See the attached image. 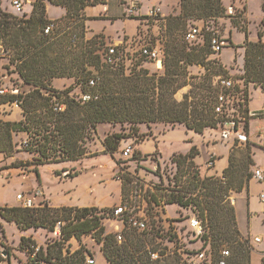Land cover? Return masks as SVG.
Segmentation results:
<instances>
[{"label":"trees","instance_id":"16d2710c","mask_svg":"<svg viewBox=\"0 0 264 264\" xmlns=\"http://www.w3.org/2000/svg\"><path fill=\"white\" fill-rule=\"evenodd\" d=\"M46 2L62 8L65 15L60 20L49 21ZM105 4V0H35L29 6L30 12L20 17L0 9V46L7 60L4 68L7 73L15 74L23 86L17 95H0V106L15 104L21 116L10 123L0 121V154L12 157L16 151L13 136L24 134L22 146L31 156L25 164L33 166L32 172L39 180V167L94 157L87 153L86 142L101 124L127 125L134 136L139 132V125L149 129L158 124L172 128L181 125L201 135L206 129H216L240 116L247 133V123L254 117L249 116L250 93L246 86L250 83L264 86V43L260 31L256 43L247 40L248 31L240 24L244 8L238 10L233 22L245 35L241 77L229 76L219 59L213 58L209 47L215 22L226 16L222 0H179L178 15L167 18V40L161 36L164 60L162 71L157 75L141 67L146 62L142 59L133 60L127 67L103 63L105 43L98 41V37L86 39L85 21L89 18L84 10ZM128 18L139 22L145 19L142 24L149 28L155 25L147 16ZM50 22L55 23V28L45 35L43 31ZM195 25L201 27L198 40L184 41V31ZM137 29L140 31V27ZM228 43L231 46L229 39ZM196 67L203 68L204 74H195L192 70ZM214 77L238 82L229 97L231 104L221 115L214 113L218 92L212 86ZM57 79H71L74 85L56 90L51 83ZM92 80L94 85L90 86ZM187 86L190 90L177 101L176 93ZM26 87L30 89L24 91ZM85 94L97 98L79 101L78 97ZM61 105L64 109L56 110ZM126 138L123 133L107 135L103 139L105 153L115 155L120 142ZM131 146L133 154L124 160L129 163H123L121 168L125 165L131 170L133 161L141 165L146 157L151 161V156L141 155ZM196 154L192 147L185 155H173L175 185L169 193L160 192L156 185L155 193L166 206L176 205L183 216L193 213L205 224L207 230L201 241L204 242L202 249L207 248L206 255L212 254L216 260L219 247L226 243L231 253L228 264H251L250 239L238 231L229 193H240L248 184L251 176L246 170L253 161L240 159L235 163L231 152L228 166L220 177H201L193 162ZM54 175L59 177L61 172L55 171ZM77 175L76 171H68L67 177ZM129 184L130 179L123 177L122 196ZM156 194L150 193V202L154 204L158 203ZM108 211L107 208H51L47 204L34 208L4 206L0 207V218L16 225L20 232L43 229L53 233L56 223L60 222L58 238L45 247L38 246L31 237L20 238L19 248L28 256V264H87V258H91L87 249L80 246L70 251L66 245L72 238L80 241L84 235H91L101 244L100 251L107 264H181L174 250L166 255L160 253L164 256L156 261L150 259L149 252L158 250L156 233L148 235L126 229L121 243L113 234L105 235L101 221L110 217Z\"/></svg>","mask_w":264,"mask_h":264},{"label":"rangeland","instance_id":"374dc122","mask_svg":"<svg viewBox=\"0 0 264 264\" xmlns=\"http://www.w3.org/2000/svg\"><path fill=\"white\" fill-rule=\"evenodd\" d=\"M35 0H24L25 7L24 12H29V6ZM134 0H108L105 3L108 5L107 17H99V14H103V6H89L86 7V13L89 14L88 20L85 21L86 33L88 37L94 38L98 37V41H101V38H105L109 41L121 40L124 39L131 40L132 37L135 36L137 32V28L139 27V22L134 20H129L126 15V8L133 3ZM179 0H138L135 5L138 8V15L145 16L151 7H159L162 15L165 17L164 25H159L157 29L152 25L149 28L150 34L153 36L154 34H158L159 37H163V39L167 40L166 34V23L167 18L174 17L179 13ZM222 4L226 9L225 17L219 18L216 22L213 29V33L218 36H228L226 32L229 30H238L239 27L234 26L233 22L236 20L235 15H229V10L226 8L228 6V1L223 0ZM0 9L3 12L15 14L10 6V0H0ZM51 15H59L62 14L61 9L59 8H50ZM235 13H238L240 8H237V5L234 6ZM84 10V11H85ZM249 10H250V18L246 16V12L241 14L242 26H245L247 31L249 29L252 36H255L256 30L257 33L262 31L260 20L263 17L264 19V0H250L249 1ZM246 11V10H245ZM17 16H21V14H15ZM95 16V17H94ZM119 19H116L118 18ZM231 17H233L231 19ZM104 18V19H102ZM125 19V20H123ZM190 22L187 23V25ZM259 24V26H258ZM186 32L184 31L183 34ZM235 40H238V37H235ZM108 41V42H109ZM112 44V43H111ZM232 45L223 50L224 61L228 65L231 60V65L223 66L219 60V63L226 69L229 76L233 77H241L244 73L243 71V61H244V51L240 52L236 50L232 55ZM7 66V60L4 55L1 53L0 46V89L2 91H9L15 87H18L20 91H22L23 86L17 76L13 73H7L4 67ZM141 67L147 69L151 74H160L161 72H156L154 70L153 65L150 63H141ZM195 74L198 75L204 74V69L201 67H196L192 70ZM74 83L71 79H57L51 83V86L56 90H65L70 86H73ZM248 92L251 94V102L250 108L257 112H260L263 108L264 99L260 94V91L264 94V86H260L259 84H248L247 86ZM190 86L184 87L180 89L176 95L175 99L177 101H181L183 95H185L189 90ZM30 88H24V91L29 90ZM78 93H75L77 95ZM20 119L19 110L16 108L15 104L12 105H2L0 106V121L2 122H14ZM156 126V125H155ZM150 126L148 129L145 125H139V132L137 136L130 131L129 126L127 125H107L101 124L96 127V134L92 137L91 140L86 142L87 153L89 155H94L91 158H84L81 161L70 162V163H61V164H51L45 165L38 168L39 180H37V176L32 172L33 166H28L25 164L26 162H30L31 156H29L24 148L23 143L25 142L24 134H17L13 136V143L16 151L13 153L12 157L5 156L0 154V207L4 206H19V202L16 199L18 194H23L26 189V185L30 184L33 187H37L38 185L44 184L51 189V193L56 195L59 193L58 198L61 199V195L67 191H65L66 185L70 183L69 188H73V192L64 197H68V195H74L75 197H82V192L84 188L88 187L92 184L93 181L102 180L106 178L107 175L110 176L112 180L116 179L117 181H121L123 177H128L131 182L132 179H141V182L144 181L148 186L159 185L157 188L160 192L169 193L174 185V175L176 173L175 166L171 163V156L175 152L185 153L189 152L192 147H194L197 151V154L193 158V162L197 167L200 168L201 171L204 170V162L207 159V153L203 148L202 144H206L207 141L209 143H220L223 144L227 142V139H222V130L220 127L216 129H206L201 135H195L191 133H186V131L177 126L172 129H167L160 124V126ZM155 127V128H153ZM248 128L250 134H262L264 132V121L257 119H250L248 121ZM152 129L153 137L150 134V130ZM116 133H123L127 136L126 139H123L120 142V145L117 149V153L115 155H111L110 153H105V147L103 146V139L107 135H112ZM140 142V145L137 147L136 143ZM133 145L135 150H139L141 155H149L151 156V161L146 157V162L143 164H137L133 161L130 164V172H126L121 168L123 163H127L128 161H124L119 158L120 151L126 147L127 145ZM243 145V146H240ZM248 144H238L237 141L233 142V146L231 149L234 162L237 163L240 159H244L246 162L252 161L250 156V147L246 148ZM264 147V146H263ZM247 149V151H246ZM160 154L159 159L157 160V154ZM215 159V157H214ZM129 163V162H128ZM259 167H254V164L249 166L246 170L247 173L253 178L254 171ZM65 169L67 171H76L78 175L75 177L78 180L75 181L76 187L73 186L74 181L71 183L70 181L62 182L55 175V171H61ZM68 172L62 171L59 178H61L64 174ZM127 173H129L127 175ZM80 174V175H79ZM126 175V176H124ZM201 177H206L201 176ZM214 177V176H212ZM220 177V176H219ZM55 181V182H54ZM160 181V184H157ZM253 182V191L261 192L264 190V181L257 182L252 180ZM57 183L58 186H55ZM130 186L127 187L126 193L129 190ZM156 191V188H154ZM33 191V190H32ZM81 192V193H80ZM157 193V192H156ZM123 197V196H122ZM234 197L235 193H229V198ZM37 199L35 202L36 207L39 205H44L46 203H42L37 205ZM244 201L237 200V205L235 207L238 226L242 228L244 231L247 228L246 219H244ZM236 204V203H235ZM231 207H234V204L229 202ZM114 206V205H113ZM112 206V207H113ZM167 215L170 217H182L183 212L176 206L171 205L167 207ZM175 219V218H174ZM179 219V218H178ZM176 223H180L181 220H174ZM102 224L105 228V233L111 234L115 231L114 221H108L103 219ZM181 232V239L177 242V247L191 249L196 247L195 244L186 243L188 239V234H186V228H181L178 226ZM59 231V230H58ZM55 231L47 232L43 229L38 230H29L27 233H21L16 225L4 223L0 220V264H28V256H26L22 251H20L19 243L20 238L25 237V235L30 236L38 246L45 247L47 244H51L53 240L58 238L59 233ZM69 246L70 251H75L80 246H83L91 253V257L95 261L94 264H106L103 259L102 253L100 251L101 244L97 243L91 235L82 236L80 241L72 238L66 244ZM229 247L226 243L223 244ZM230 249V248H229ZM255 255V254H254ZM260 262V260H259ZM258 262V264H260Z\"/></svg>","mask_w":264,"mask_h":264},{"label":"built area","instance_id":"2783aa9c","mask_svg":"<svg viewBox=\"0 0 264 264\" xmlns=\"http://www.w3.org/2000/svg\"><path fill=\"white\" fill-rule=\"evenodd\" d=\"M95 1V0H89ZM240 1L243 0H233ZM10 6L15 14H25L24 0H10ZM229 10V15H235L234 6L230 5L227 7ZM242 10V8H240ZM127 16L138 15V8L135 3H131L128 8H126ZM147 18L154 21V27L157 29L158 24H163L165 22V17L162 15L159 7H151L147 12ZM233 17H231L232 19ZM145 19L139 22L140 31L132 37L131 40L124 39L119 44H108L105 46L104 54L102 56L103 63L110 67H119L129 66L133 60L142 59L151 65H153L156 72H161L163 67V41L158 34L153 36L149 32V27L145 24H142ZM55 28V23L50 22L44 29V34L48 35ZM201 33V27L195 25L194 27H189V29L184 34V41L192 43L198 40ZM228 37L218 36L213 34L209 41V47L212 53L213 58L219 59L220 54L225 48H228L230 45L228 43ZM238 84L232 78H222L214 77L212 80V86L218 89L216 95V104L214 106V113L221 115L223 109L227 108L231 104L229 99L234 87ZM90 86L94 85V81L89 82ZM6 91L0 89V95L5 94ZM12 95L19 94L18 88H13L9 91ZM97 97L89 94L80 95L78 100L81 102H86L90 100H95ZM64 109V106H59L56 110L61 111ZM235 111V110H233ZM236 112V111H235ZM250 116V113H249ZM244 119L240 116L231 118L229 121H225L222 124L218 125L222 132V139H227L230 136H233L235 141L238 143L245 144L248 142L247 134L244 132ZM133 154V148L130 145L124 147L120 153L119 157L122 160H127L131 158ZM206 170H211L215 166L214 156H209L206 162L203 164ZM198 172L200 173V168L197 167ZM124 171L130 172L129 168H123ZM125 176V175H124ZM253 178L256 181L264 180V166L259 167L254 171ZM123 179V178H122ZM159 184V183H157ZM130 186L127 193L122 197L119 204L107 208L109 211L108 215L110 216L106 220L114 221L115 231L111 234L114 235L115 240L118 243L123 241V231L124 230H135L140 233H146L148 235H154L155 233L158 236H155V243L158 246V250L150 251L149 257L152 261H156L163 256L160 253L168 254L173 250L179 256L181 264H228V260L231 256L229 248L222 245L218 249L217 259L210 255L205 254V250L202 249L204 242L201 239L206 234L205 224L195 215L190 214L189 216H180V217H170L167 215V207L161 197L157 195L154 191L155 185L148 186L144 181L141 182V179H132L128 185ZM150 193L156 194L158 203L154 204L150 202ZM38 192L35 191L34 194H18L16 196L19 206L24 208H34L36 207L34 199L38 196ZM260 201L264 204V195H260ZM230 202L233 204V200L230 198ZM101 210V209H99ZM100 214V213H98ZM176 220H181L180 223H176ZM179 218V219H178ZM60 222L56 223V231L59 232ZM178 226L181 228H186V234H188V239L186 243H194L196 247L191 249L177 247V242L181 239V232L178 229ZM56 232V233H57ZM107 233H105L106 235ZM262 239L259 237L250 240V247L252 250L255 245L261 244ZM211 253V251H210ZM87 264H94L95 261L93 258H87ZM260 264H264V252H261Z\"/></svg>","mask_w":264,"mask_h":264},{"label":"crops","instance_id":"0c3cea01","mask_svg":"<svg viewBox=\"0 0 264 264\" xmlns=\"http://www.w3.org/2000/svg\"><path fill=\"white\" fill-rule=\"evenodd\" d=\"M107 1L108 0H106V2ZM137 1L138 0H134V3H136ZM227 1H228V6H230V5L236 6L237 5V8H244L246 10L245 11L246 16L248 17V19L250 18V15H251L250 10H249V1L250 0H243L242 2H240V1L236 2L233 0H227ZM102 6H103V14H99V17L105 18V17H107V12L109 10L108 9L109 7L107 4L102 5ZM228 6H226V8ZM50 8L61 9L62 14L59 15V13H58L57 15H51L50 14V11H51ZM29 12H30V8H29ZM262 12L264 13L263 10H262ZM46 14H47V18L49 21H55V20H60L65 15V11L60 7L52 6L51 4L46 2ZM84 14L87 18L92 17L86 13V10L84 11ZM116 19H119V17ZM123 20H125V19H123ZM129 20H132V19H129ZM262 21H264L263 17L261 18L259 24L261 25V29H262V31H260L262 33L261 42L264 43V23H262ZM259 24H258V26H259ZM226 33L228 35L227 37L231 41L232 48H230V49L232 50V55L235 53L236 50L243 52V50H244L243 45H244V41H245L244 33L240 32L239 30H232V31L229 30ZM85 37L87 40L91 39L90 37H88L87 33H86ZM235 37H238V40H235ZM102 40L105 43V46L108 44H111V43L116 45V44H119L122 42L121 40L109 41L105 38H102ZM247 40L251 43H256L259 40L257 30L255 33V36H252V33H250V31L248 29ZM224 59H225L224 54L222 52L219 56V60L222 63V65L223 66L231 65V62L233 60H231L230 63L227 65L225 63ZM260 94L262 95V97L264 99V94L261 91H260ZM250 102H251V94H250V101L248 104V110L250 113V117H254L251 119H254V120L257 119V120L264 121V104H263L262 110L260 112H257V111L252 110L250 108V106H249ZM19 114H20V111H19ZM156 126H160V124H158ZM162 126L164 128H167V129H172V127H170V126H164V125H162ZM177 126L182 127L186 131V133L199 135V134H196L192 131L186 130V128L181 126V125H177ZM177 126H175V127H177ZM155 127H153V128H155ZM175 127H173V128H175ZM249 131L250 130L248 128V123H247V133L246 134L248 137V142L246 144L249 143L250 156L252 158L254 167H263L264 166V147H263L264 146V132L262 134H255V135L252 134L251 135ZM151 135H152V137L154 136L152 133V129H151ZM233 142H235V139L233 138V136H230L229 138H227V142H225L224 144L222 142L213 144V143H209V141H207L206 144H202L203 148L205 149V151L207 153V159L211 155L215 157L214 168L211 170H206L205 168L203 171L200 170V173L202 176H204V175L206 177H212V176L219 177V176H221L223 170L228 166V160H229V156H230L231 149L233 146ZM238 144H242V143H238ZM240 146H243V145H240ZM137 150H138V148H137ZM186 153H188V152H185V153L175 152L173 155H178V154L185 155ZM157 156H158L157 158L159 159V157H160L159 152H158ZM207 159L205 160V162L207 161ZM62 171L68 172L65 169H62L60 172H62ZM67 174H64L61 178H59L57 176L56 177L58 179H60V181L63 180L62 182L70 181L72 183L74 181L73 186L76 187L75 181L78 180L77 178H75L76 176L73 178H68ZM252 180H255V179L254 178L250 179L248 184L242 189V191L240 193L235 194V198L231 197V199L233 200V204H234L237 226H238V220H237V214H236L235 207L237 205V200L244 201V203H243L244 209H245L244 219H246L247 228L244 231L242 228H240L238 226V231H239L240 235L244 238L248 237L251 241L256 237H259L262 239L261 244L255 245L254 249L251 252V264H258V262L261 258V252H264V204L260 201V195H264V190L261 192H258V193L257 192L254 193ZM257 182H259V181H257ZM69 185H70V183H68V185H66L65 191H67V192H65L61 195V199L58 198L59 193H57L56 195L55 194L53 195L51 193V189L49 187H47L46 185L42 184V182L37 187H33L30 184L26 185V189H25V192H23V194H25V195L34 194V192L37 191L39 195L35 197L34 203L37 201V199H40L38 201L37 205L42 204V203H46L51 208L68 207V208L106 209V208L112 207L113 205L115 206V205L119 204L121 199H122V183H121V181H119V180L117 181L116 179L112 180L109 175H107L106 178H103L100 181L99 180L93 181L91 185H89L88 187L81 190V192L83 194L82 197H75L74 195H68V197H64V195H67V194L73 192V188H71V187L69 188ZM55 186H58L57 183H55ZM0 220H1V218H0ZM1 221L4 222L3 220H1ZM4 223H6V222H4ZM27 232H21V233L25 234ZM30 236L25 235V237H30Z\"/></svg>","mask_w":264,"mask_h":264}]
</instances>
